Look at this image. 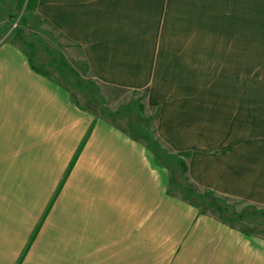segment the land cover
I'll return each instance as SVG.
<instances>
[{"label": "crops", "instance_id": "crops-1", "mask_svg": "<svg viewBox=\"0 0 264 264\" xmlns=\"http://www.w3.org/2000/svg\"><path fill=\"white\" fill-rule=\"evenodd\" d=\"M217 1L39 0L34 14L95 80L146 91L156 136L190 153L191 183L264 209V97L250 126L231 125L188 77L196 57L227 50ZM169 176L145 141L0 43V264H264L263 236L169 193Z\"/></svg>", "mask_w": 264, "mask_h": 264}, {"label": "rangeland", "instance_id": "rangeland-1", "mask_svg": "<svg viewBox=\"0 0 264 264\" xmlns=\"http://www.w3.org/2000/svg\"><path fill=\"white\" fill-rule=\"evenodd\" d=\"M217 2L221 4H214L212 12L228 14L227 50L205 54L206 60L196 57L193 67L188 68V77L196 82V92L211 94L213 113L219 109L231 111L232 118L227 117L229 124L250 126L254 95L260 100L264 97V0ZM25 5L20 0H0V43L20 44L29 55L31 50L26 44H33L36 65L67 87L79 106L108 118L122 129L131 130L138 139L142 140L144 133L159 139L155 132L157 110L146 105V91L95 80L81 50L50 26L41 27L34 11ZM161 144L159 153L170 172L169 184L173 176L178 183L169 185V193L186 197L200 212L211 213L244 232L264 237V209L197 188L187 179L178 161L184 156L176 155L180 152L162 141ZM188 188L195 193L185 190Z\"/></svg>", "mask_w": 264, "mask_h": 264}, {"label": "trees", "instance_id": "trees-1", "mask_svg": "<svg viewBox=\"0 0 264 264\" xmlns=\"http://www.w3.org/2000/svg\"><path fill=\"white\" fill-rule=\"evenodd\" d=\"M26 0H20V4L21 5H25L26 9L28 10H31V11H34L38 5V2L39 0H27V2H25ZM22 32V30H21ZM21 34V33H20ZM30 50H31V55H29V62L31 64V66L39 73L45 75V76H51V74L49 73V71L45 70L44 68L42 67H39L36 65V62H35V57H36V50H35V47L33 46V44L31 43H27L26 44ZM70 71L75 73V71L73 69L70 68ZM78 84L81 85V82L78 81ZM130 133L134 136V134L132 133V131L130 130ZM142 140H144L146 142V144L148 145V147L151 149V151L153 152L154 154V157H155V162L158 166H161V167H165L162 163L163 159L159 153V151L161 150L162 151V144H161V140L160 139H156V138H152L151 136H149L147 133L143 134L142 136ZM176 155H183L184 158H180L178 159V161L180 162V165L183 169V172L185 173V175H187V172H188V166H187V162H186V159L187 157H189L190 153L188 152H182V153H175ZM187 179L189 180V177L186 176ZM175 183H177L175 181V178L174 176L171 178L170 180V186H173ZM178 184V183H177ZM186 191L190 192L191 194L192 193H195L193 191L192 188H188V189H185ZM184 197V196H183ZM185 199H187L186 197H184Z\"/></svg>", "mask_w": 264, "mask_h": 264}]
</instances>
